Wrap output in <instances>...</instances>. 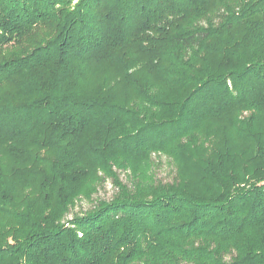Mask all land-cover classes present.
<instances>
[{"label": "trees", "instance_id": "trees-1", "mask_svg": "<svg viewBox=\"0 0 264 264\" xmlns=\"http://www.w3.org/2000/svg\"><path fill=\"white\" fill-rule=\"evenodd\" d=\"M0 264H264V0H0Z\"/></svg>", "mask_w": 264, "mask_h": 264}, {"label": "rangeland", "instance_id": "rangeland-1", "mask_svg": "<svg viewBox=\"0 0 264 264\" xmlns=\"http://www.w3.org/2000/svg\"><path fill=\"white\" fill-rule=\"evenodd\" d=\"M157 178L163 181H168L170 179V172L168 166H166L164 159H162V166L157 170ZM120 179L125 182V177L123 174L120 175ZM114 188L110 182H106L98 191L96 197L98 199L108 200L112 197L114 193ZM90 207V203L86 201H80L77 203L74 209L70 212L67 218H71L72 214L75 212H81Z\"/></svg>", "mask_w": 264, "mask_h": 264}]
</instances>
